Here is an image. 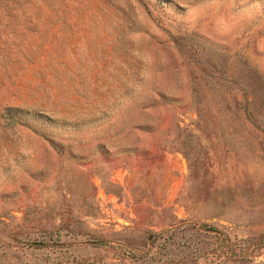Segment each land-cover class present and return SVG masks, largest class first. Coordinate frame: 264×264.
Wrapping results in <instances>:
<instances>
[{
  "label": "rangeland",
  "instance_id": "1",
  "mask_svg": "<svg viewBox=\"0 0 264 264\" xmlns=\"http://www.w3.org/2000/svg\"><path fill=\"white\" fill-rule=\"evenodd\" d=\"M0 264H264V0H0Z\"/></svg>",
  "mask_w": 264,
  "mask_h": 264
}]
</instances>
